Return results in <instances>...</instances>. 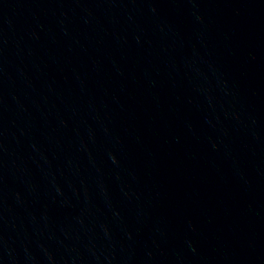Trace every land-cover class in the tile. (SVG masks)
<instances>
[{
  "label": "water",
  "instance_id": "water-1",
  "mask_svg": "<svg viewBox=\"0 0 264 264\" xmlns=\"http://www.w3.org/2000/svg\"><path fill=\"white\" fill-rule=\"evenodd\" d=\"M0 264H264V0H0Z\"/></svg>",
  "mask_w": 264,
  "mask_h": 264
}]
</instances>
